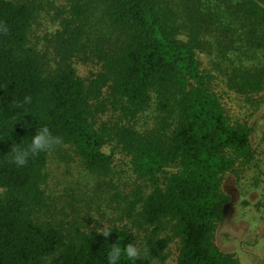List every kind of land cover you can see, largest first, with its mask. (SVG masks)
Wrapping results in <instances>:
<instances>
[{"label":"trees","instance_id":"obj_1","mask_svg":"<svg viewBox=\"0 0 264 264\" xmlns=\"http://www.w3.org/2000/svg\"><path fill=\"white\" fill-rule=\"evenodd\" d=\"M65 2L49 40L58 58L50 68L30 43L37 5L0 0V27L7 28L0 32V264H107L108 243H135L122 227L111 226L105 240L96 230L64 232L36 217L47 206V151L17 167L9 148L26 145L42 126L97 173L108 172L103 147L115 141L148 182L146 195L124 197L128 216L145 232L147 254L135 264H164L172 238L179 243L175 264H236L212 238L226 216L222 177L251 159L252 129L230 122L204 72H218L239 94L263 90L264 0ZM87 49L101 70L85 79L71 60ZM202 53L211 69L202 66ZM25 96L31 102L15 107ZM106 103L130 118L153 104L157 121L146 133L124 123L97 126ZM164 228L169 235H161Z\"/></svg>","mask_w":264,"mask_h":264},{"label":"rangeland","instance_id":"obj_2","mask_svg":"<svg viewBox=\"0 0 264 264\" xmlns=\"http://www.w3.org/2000/svg\"><path fill=\"white\" fill-rule=\"evenodd\" d=\"M37 5L38 12L30 31V43L46 55L48 66L54 68L58 58L52 50L51 41L67 9L65 0H25ZM202 66H209L210 57L198 55ZM78 76L91 78L101 70V64L89 49L72 60ZM211 73L210 86L218 96L225 114L232 123L251 128V159L237 162L227 171L221 181V191L227 198L226 216L215 227L212 241L217 249L235 259L236 264H264V87L255 94H239L230 90L226 83ZM105 113H99L97 126L113 127L124 123L141 133L154 127L158 115L154 105L134 118L122 114L119 106L108 103ZM111 155V165L106 174L88 170L76 156L73 148L57 145L47 151L43 189L47 206L37 212L42 222H49L62 231L74 228L82 231L98 230L101 224L129 230L135 242L141 243L145 232L134 218L128 216L127 202L134 193L146 195L148 182L138 176L130 156L121 151L115 141L103 147ZM167 172H173L171 167ZM0 191H2L0 189ZM169 235V229L161 231ZM178 240L172 238L165 251L164 264H175L178 255ZM49 260H46L48 263Z\"/></svg>","mask_w":264,"mask_h":264},{"label":"clouds","instance_id":"obj_3","mask_svg":"<svg viewBox=\"0 0 264 264\" xmlns=\"http://www.w3.org/2000/svg\"><path fill=\"white\" fill-rule=\"evenodd\" d=\"M0 32H7L6 27H0ZM31 102L30 96H25L22 102H17L15 107H22ZM19 118V117H18ZM17 118V119H18ZM61 138L55 136L47 126H42L36 129L34 134L31 135L30 140L26 145L19 143H12L9 148L10 161L17 167L25 166L32 156L41 152L50 150L53 146L60 144ZM113 229L105 224H101L99 229L96 230L102 235L105 240ZM109 247L106 250L105 256L107 264H121L122 260H127L129 264H135L143 254H147V249H142L139 242H129L121 245L119 241L115 243H108Z\"/></svg>","mask_w":264,"mask_h":264}]
</instances>
